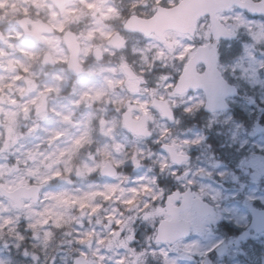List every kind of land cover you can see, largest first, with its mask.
<instances>
[{
	"label": "rangeland",
	"instance_id": "obj_1",
	"mask_svg": "<svg viewBox=\"0 0 264 264\" xmlns=\"http://www.w3.org/2000/svg\"><path fill=\"white\" fill-rule=\"evenodd\" d=\"M176 1L77 0L60 14L53 0H0V264H72L77 257L87 264H264V232L232 246L234 237L221 225L241 232L250 221L247 203L264 208V133L254 128L257 115L264 124V18L235 9L219 15L237 34L219 44L220 69L257 99L258 109L231 102L250 123L230 112L204 116L198 126L203 93L178 96L173 88L195 48L210 40L208 19L198 22L193 38L166 32L172 48L153 34L122 32L126 15L148 17ZM27 14L53 28L43 45L22 40L15 21ZM66 31L80 44L83 70L76 76L66 66ZM115 33L125 41L120 51L109 43ZM96 48L102 60L93 58ZM123 66L139 78L128 79ZM155 97L178 116L164 119L152 106ZM44 99L46 110L35 114ZM125 110L135 120L144 115L149 140L124 127ZM206 131L222 141L217 153ZM162 144L192 158L178 167ZM106 163L116 176L100 175ZM33 185L38 200L22 199L19 208L2 195L3 188ZM187 188L215 214L186 210L180 217L192 222L191 235L156 243L166 196ZM224 245L226 252L216 255Z\"/></svg>",
	"mask_w": 264,
	"mask_h": 264
},
{
	"label": "water",
	"instance_id": "obj_2",
	"mask_svg": "<svg viewBox=\"0 0 264 264\" xmlns=\"http://www.w3.org/2000/svg\"><path fill=\"white\" fill-rule=\"evenodd\" d=\"M55 1L62 12L63 5L69 0ZM233 6L244 9L253 16H264V0L260 2H254L253 0H182L171 8L158 7L155 14L148 19L131 16L125 24L124 30L127 32L143 33L146 36L154 33L165 42L163 38V33L165 31L175 30L193 36L197 20L204 16H209L212 39L206 45H201L196 49L193 56L187 62L186 67L179 75L174 92L181 95L194 89H200L205 95L204 110L206 112L224 111L229 108L226 99L237 96L238 91L234 85H230L226 82L221 72L218 70L217 43L220 39H234L235 34L229 33L216 15L219 12L228 11ZM44 31L50 32L51 30ZM64 38L71 50L68 68L73 73L79 74L82 70V67L77 63L80 50L79 45L75 41L74 36L70 33H66ZM111 44L119 50L124 46V40L119 35H115L111 40ZM94 56L97 59L101 58L99 50L95 51ZM200 63L204 66L202 74L197 72V66ZM124 71L130 79H135L137 77L129 67H124ZM245 99L255 105V101L251 97ZM153 105L159 108L165 118H172L173 112L164 101L154 99ZM44 110V106H41L36 110V113ZM123 120L125 126L134 134L144 135L146 138L149 137V132L145 129L144 117L139 121H133L127 111L123 114ZM257 130L264 131V128L257 126ZM163 148L168 151L171 161L178 165L182 164L184 161H188L190 158L188 155L177 154L172 145H163ZM102 174L114 176L116 170L107 164ZM38 192L39 190L36 186L30 188L21 186L13 191L2 190L3 195L13 200L17 207L20 206L21 198H33L36 202L38 200ZM179 198H182V203L179 206L172 205V200L178 201ZM249 206L251 208V205ZM188 208L193 210L197 216L201 217L214 214V207L198 197H193L190 189L183 193L174 191L167 196L166 200V213L170 218L163 219L158 224L155 238L156 242L173 244L190 235L192 223L179 218L180 212ZM251 217L248 230L239 235L235 241L236 243L249 237L250 230L256 233L264 230V210L251 208ZM223 251L224 248L217 250L219 254ZM78 263L85 264L84 260L80 258L75 261V264Z\"/></svg>",
	"mask_w": 264,
	"mask_h": 264
},
{
	"label": "flooded vegetation",
	"instance_id": "obj_3",
	"mask_svg": "<svg viewBox=\"0 0 264 264\" xmlns=\"http://www.w3.org/2000/svg\"><path fill=\"white\" fill-rule=\"evenodd\" d=\"M53 3H54V6L56 8L57 6H56L54 1H53ZM68 3H70V2H67V4ZM30 16L31 15L27 14V16H24V17L20 18L19 20H21V19L23 20V22L21 24L18 23L19 22L18 20H16L17 22L15 21V25L21 30L22 36H23V39H22L23 41H26L28 43L31 42L33 44L43 45L44 42H45V40L43 38V35L46 34V33H43V32L39 33V31H41L42 27L45 24L46 25H48V24L46 23V20L42 19V17L31 18ZM39 21H42V22H45V23L44 24H40ZM46 25H45V28H46ZM35 33H38V34H35ZM0 34H1V32H0ZM43 63H44V61H43ZM44 64H46V63H44ZM232 100L240 101V103H242V104H248L247 102H245L246 100L243 99V95H241V94L237 98H234ZM233 110H234V108H233ZM259 119L262 120V116L261 115L259 116ZM190 157L192 158L191 155H190Z\"/></svg>",
	"mask_w": 264,
	"mask_h": 264
},
{
	"label": "trees",
	"instance_id": "obj_4",
	"mask_svg": "<svg viewBox=\"0 0 264 264\" xmlns=\"http://www.w3.org/2000/svg\"><path fill=\"white\" fill-rule=\"evenodd\" d=\"M232 53H234L232 51ZM209 134V133H208ZM208 143H210V145L213 147V149L218 152V147L221 145L222 141L219 140V138H217L216 136L209 134L208 135V139H207ZM220 151V150H219ZM228 159V158H227ZM227 162L230 164L231 167H233V164L229 162V160H227Z\"/></svg>",
	"mask_w": 264,
	"mask_h": 264
}]
</instances>
